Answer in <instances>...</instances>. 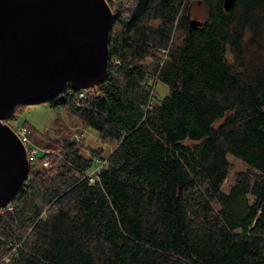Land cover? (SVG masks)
<instances>
[{"label": "trees", "instance_id": "1", "mask_svg": "<svg viewBox=\"0 0 264 264\" xmlns=\"http://www.w3.org/2000/svg\"><path fill=\"white\" fill-rule=\"evenodd\" d=\"M109 3L107 77L50 102L118 145L91 182L104 148L23 123L45 152L0 210V264H264V0ZM151 71L170 92L147 108ZM229 155L247 168L224 191Z\"/></svg>", "mask_w": 264, "mask_h": 264}, {"label": "water", "instance_id": "2", "mask_svg": "<svg viewBox=\"0 0 264 264\" xmlns=\"http://www.w3.org/2000/svg\"><path fill=\"white\" fill-rule=\"evenodd\" d=\"M235 3L224 0L225 10ZM113 18L109 0H0V210L31 167L6 121L20 105L50 101L68 86L95 90L108 75ZM202 24L189 19L192 29Z\"/></svg>", "mask_w": 264, "mask_h": 264}, {"label": "rangeland", "instance_id": "3", "mask_svg": "<svg viewBox=\"0 0 264 264\" xmlns=\"http://www.w3.org/2000/svg\"><path fill=\"white\" fill-rule=\"evenodd\" d=\"M193 6V14L194 19L203 20L207 17V8L203 3L198 5L197 1L191 3ZM190 8V6H189ZM190 10V9H189ZM191 11V10H190ZM145 63L152 65L154 63L150 58L145 60ZM157 94L162 98L165 97L170 92V88L167 84L162 81H158L156 85ZM59 120L61 127H66L67 124L73 130L78 133H84L85 145L92 147H102L105 152L102 156L103 158H107V156L117 147L118 143L110 140V139H101L99 136V132L92 127L84 126L79 117L75 115L69 114L63 107H53L50 101L27 104L21 107L20 111H17L15 114V119L13 122L15 123H29L33 127H35L38 132H47L48 135L51 134L52 137H59L56 128H53L56 121ZM39 145V142H38ZM45 143L40 142L39 146L44 147ZM81 153L85 156H89L90 152L86 147H83ZM230 161V171L228 173V178L226 179L223 189L224 191H229L230 187L234 184L236 175L246 170V164L239 158L229 155ZM35 161L33 160V163ZM45 167H50V161H46L43 163ZM90 169L89 171H92Z\"/></svg>", "mask_w": 264, "mask_h": 264}, {"label": "built area", "instance_id": "4", "mask_svg": "<svg viewBox=\"0 0 264 264\" xmlns=\"http://www.w3.org/2000/svg\"><path fill=\"white\" fill-rule=\"evenodd\" d=\"M170 45H171V43H170ZM170 45L168 47H164L161 49V52H160V55H161L160 63L161 64L168 58V54L170 51ZM150 59L152 60V58H150ZM151 72L153 73V78H151L150 82L148 83L151 93H150L149 102L147 104V108H151L153 106V104L155 102H157L159 97H160L156 91V85H157V82L159 81V75L157 74V72H154V71H151ZM86 91L87 90H80V97H84L86 94ZM14 119H15V117L11 120L6 121V122L15 130V132L17 133V135L19 136L21 141L26 146L27 151H28V155H29V159H30V163H33V160L35 161V159L37 157H39L41 155V153L45 152V149L43 147L39 146L34 141H32V139L30 137V130L27 126H25L23 123L13 122ZM83 136H84V133L76 132L75 133V140L79 141ZM106 160H107V158H100V157L94 158V162H95L94 169L92 171H87L85 173L86 177H88L91 182H94L98 179L100 172L106 166ZM25 182H24V184H25ZM5 208L10 210V211H13V208L10 205H7ZM5 208H3V209H5ZM3 209H1V210H3ZM9 261H10L9 257H6L4 264H8Z\"/></svg>", "mask_w": 264, "mask_h": 264}, {"label": "flooded vegetation", "instance_id": "5", "mask_svg": "<svg viewBox=\"0 0 264 264\" xmlns=\"http://www.w3.org/2000/svg\"><path fill=\"white\" fill-rule=\"evenodd\" d=\"M197 3H198V5H201V4H200L201 2H197ZM191 5H192V4L190 3V5H189L190 8H189V9H190L191 11L189 10V11H190V15H188V17H189V19H190V18H191V19H194L195 17H194L193 11H192L193 9H191V8H193V6H191ZM198 20H199V19H198Z\"/></svg>", "mask_w": 264, "mask_h": 264}, {"label": "bare ground", "instance_id": "6", "mask_svg": "<svg viewBox=\"0 0 264 264\" xmlns=\"http://www.w3.org/2000/svg\"><path fill=\"white\" fill-rule=\"evenodd\" d=\"M93 91V90H92Z\"/></svg>", "mask_w": 264, "mask_h": 264}]
</instances>
